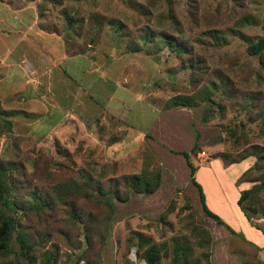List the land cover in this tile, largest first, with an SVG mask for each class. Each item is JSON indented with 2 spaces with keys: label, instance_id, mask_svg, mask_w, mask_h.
Instances as JSON below:
<instances>
[{
  "label": "rangeland",
  "instance_id": "374dc122",
  "mask_svg": "<svg viewBox=\"0 0 264 264\" xmlns=\"http://www.w3.org/2000/svg\"><path fill=\"white\" fill-rule=\"evenodd\" d=\"M178 96L190 104L172 107ZM194 143L210 208L209 177L227 200L236 174L234 192L264 180V0H0V201L16 205L0 264H145L149 247L159 264L176 247L191 264H264L255 240L202 211L174 154ZM157 174L152 194L125 186ZM114 190L128 200L108 194L110 210Z\"/></svg>",
  "mask_w": 264,
  "mask_h": 264
},
{
  "label": "trees",
  "instance_id": "16d2710c",
  "mask_svg": "<svg viewBox=\"0 0 264 264\" xmlns=\"http://www.w3.org/2000/svg\"><path fill=\"white\" fill-rule=\"evenodd\" d=\"M169 46L175 47L177 50L178 47L176 46L175 43L169 42L168 43ZM258 49V48H257ZM205 98L207 96H204ZM206 100L210 103H213V101L207 97ZM173 106L172 107H177V106H188L190 104V101L188 98H184V97H175L172 101ZM145 137L150 138L148 135H145ZM199 146L198 143H194V145L191 147L189 152H174V154L176 155H180L182 157V159L184 160L186 166L189 169V178H188V182L194 187L196 188L197 191V195H198V200L201 206L202 211L204 212V214L209 217L210 219H212L217 225L219 226H223L227 229V231H229V233L231 235L234 236H238V234H236L233 230H231V228L228 227V225L215 213L211 212L209 210V208L206 205V200H205V194L203 192L202 186L196 181L195 175L196 172L198 171V168L193 166L192 163L189 160V155H191L192 153L196 152L198 150ZM248 157H253L256 158L257 161L259 160L260 155H257V152L252 151L251 154L243 156L241 159L239 160H232L230 162H228V165H232V164H238L242 161L247 160ZM257 162H253L250 164L249 168L243 172V175H245L248 171H252L253 169H258L257 167ZM242 175V176H243ZM2 173L0 170V190H4L6 192V194H8V189L6 187V183L4 182V180L1 178ZM160 175L157 174L155 177V183L152 184L148 181V183H142L141 178L140 177H136L135 175H133L132 177H129L126 182H125V186L128 189L133 190L136 193H143V194H152L155 192V190L157 189V187L160 184ZM123 177H122V181H123ZM5 183V184H4ZM91 191L94 192H98L99 188L96 187L95 189L91 188ZM264 192V180H262V178H260L257 181H254L253 185H250L249 188H247L246 190H242L239 192V198L237 200V206L239 207V209L248 217V218H259L261 216H264V204L262 202H260V200L258 199V197H256V195H258V193ZM112 195V199H115L116 201H119L121 203L126 202L128 200V193L126 192L125 195L122 197L119 192L117 190L114 191H108V193H103L102 197L105 196L107 198L103 199L102 198V203L105 204V206H107L110 210L112 208V204H111V197L109 195ZM100 198H97V200H99ZM4 199H1L0 201V250H6L9 246V243L11 241L12 235L13 233L16 231V224L13 221V219L11 217H7L6 216V211H8L9 209H13V207H15V202L14 201H4ZM38 205V206H37ZM37 205L35 203V208L39 209L43 206L42 202H37ZM205 235L207 237V239H211V235L209 234V231H204ZM242 240H245V238L243 236L239 237ZM16 242L19 245V249L21 251V256L22 258L28 262L31 263L32 262V258L30 257L29 251H31V241L29 240V238L23 234V233H18L16 235ZM258 248V247H257ZM259 249V248H258ZM210 257V255L208 254L207 257H205L206 259ZM188 255L186 253V250L184 248H179L176 247L174 250V257H173V261L172 264H191L189 262L188 259ZM141 259L144 261L145 264H159L160 259H161V255L159 253H157L153 248L149 247L147 248L141 255ZM44 264H53V259L51 258V256H46L44 258ZM207 263L210 264V261L207 260Z\"/></svg>",
  "mask_w": 264,
  "mask_h": 264
},
{
  "label": "crops",
  "instance_id": "0c3cea01",
  "mask_svg": "<svg viewBox=\"0 0 264 264\" xmlns=\"http://www.w3.org/2000/svg\"><path fill=\"white\" fill-rule=\"evenodd\" d=\"M236 165H238V164L230 165L227 167V169L235 168ZM185 166H186V164H185ZM248 168H249V166H248ZM224 171L225 170H223V172ZM243 172L244 171H242L241 173H243ZM199 173L212 175L211 168H208V167L198 168V171L196 172V178H197V175ZM238 175H240V174H236L234 179L229 182L230 188L232 187V192H231L232 197L229 200L224 198V195H225L226 190H227V186L225 189H223L219 184L215 185L216 180L212 176L209 177L210 182L213 183V185H214L213 187L217 188L216 190H218L217 191L218 192L217 198L219 201L218 203L220 204L219 207L222 209V212H221V209L217 211V210L210 208L207 201H206V205L211 212L218 214V216H220L223 219V221L227 225H229L231 228H233L235 230L241 229L240 231H243L245 233V239L247 241L255 240V242L257 243L256 247L259 248V252H260L259 253V257L261 259L260 261L264 262V216H261L259 218H248L237 206V200L239 198V192L249 188L247 186H241L242 185L241 184L239 186L238 190H236V192H234V188H235L234 184H235L236 179L238 178ZM197 182L202 186L203 192L205 194V198L207 200V193H206L205 184L200 179H197ZM224 211L226 213H224Z\"/></svg>",
  "mask_w": 264,
  "mask_h": 264
}]
</instances>
